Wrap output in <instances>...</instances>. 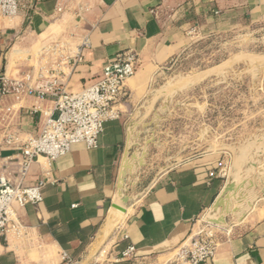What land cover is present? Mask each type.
<instances>
[{"label": "crops", "instance_id": "0c3cea01", "mask_svg": "<svg viewBox=\"0 0 264 264\" xmlns=\"http://www.w3.org/2000/svg\"><path fill=\"white\" fill-rule=\"evenodd\" d=\"M18 2L16 17L0 19V73L9 78L32 70L35 48L51 34H73L76 43L84 35L89 38L83 62L67 83L69 93L92 83L123 50L133 49L140 62L117 104L120 118L105 123L98 146L73 145L51 165L42 201L18 208L25 234L0 240V264H65L63 254L71 264H175L180 248L206 228L209 211L236 169L222 152L170 165L161 157L155 143L159 133L154 141L150 134L163 125L162 90L195 37L249 30L264 22V0ZM53 105L52 99L35 96L0 97V140L6 134L16 139L2 156L15 155L29 136L38 135L45 123L40 111ZM126 156L133 166L124 170ZM261 163L253 173H243L252 205L225 215L223 227L231 234L205 264H264V158ZM43 165L44 159L32 165L27 184L42 175ZM123 204L128 211L120 218L115 209ZM129 245L135 246V256L116 261Z\"/></svg>", "mask_w": 264, "mask_h": 264}, {"label": "built area", "instance_id": "2783aa9c", "mask_svg": "<svg viewBox=\"0 0 264 264\" xmlns=\"http://www.w3.org/2000/svg\"><path fill=\"white\" fill-rule=\"evenodd\" d=\"M18 10V0H0V19L11 20ZM63 11L62 6L57 8L58 13ZM89 43L87 35L76 43L73 34L62 37L51 34L42 40L37 53L31 57L30 72L17 79L0 73V97L12 96L20 101L24 96H35L54 101L53 107L40 111L45 117L41 132L29 136L18 147V153L2 156V150L14 145L16 139L6 134L0 140V240L8 242L25 234L18 208L42 201V189L51 181V165L67 155L75 144L96 148L105 123L120 118L117 104L127 95L125 82L135 75L139 57L133 49L121 51L92 83L80 92L69 93L67 83L83 62L82 50ZM40 159H44L42 175L27 184L32 165ZM229 236L230 231L223 225L207 223L199 235L180 248L174 263L205 264L213 260ZM135 253V246L129 245L115 260H130ZM62 259L65 264H71L65 254Z\"/></svg>", "mask_w": 264, "mask_h": 264}, {"label": "rangeland", "instance_id": "374dc122", "mask_svg": "<svg viewBox=\"0 0 264 264\" xmlns=\"http://www.w3.org/2000/svg\"><path fill=\"white\" fill-rule=\"evenodd\" d=\"M193 42L168 73L173 80L162 90L163 125H157L150 137L154 141L159 133L155 143L169 165L201 153H228L236 169V188L224 203L231 213H238L245 204L252 205L243 173H253L264 158V22L249 30L239 27L208 38L198 36ZM133 160L126 156L124 170ZM221 215L226 214L219 209L212 220Z\"/></svg>", "mask_w": 264, "mask_h": 264}, {"label": "water", "instance_id": "95a60500", "mask_svg": "<svg viewBox=\"0 0 264 264\" xmlns=\"http://www.w3.org/2000/svg\"><path fill=\"white\" fill-rule=\"evenodd\" d=\"M152 141V140H151ZM150 142V141H149ZM135 157V155H133ZM236 188V182L234 180V178L231 176L229 178V181L227 183V186L222 194V196L216 201V203L214 204V206L212 207V209L210 210L209 214L207 215L206 220L207 221H211L213 224H220V223H225V218L223 215L219 216L217 219L212 220V217L215 216L216 214H218L219 209L222 210V214H229L231 213V211H229L224 203V200L227 198L228 194L232 191H234ZM123 201L125 203L128 202V199L126 197L123 198ZM236 210H234L235 212Z\"/></svg>", "mask_w": 264, "mask_h": 264}, {"label": "bare ground", "instance_id": "6f19581e", "mask_svg": "<svg viewBox=\"0 0 264 264\" xmlns=\"http://www.w3.org/2000/svg\"><path fill=\"white\" fill-rule=\"evenodd\" d=\"M126 211H127L126 209L121 208L120 206H117L116 209H115V212H118V213L120 212V214L122 213L123 215L126 213ZM109 222H110V225H112V224H111V221H109ZM112 222H113V221H112ZM112 227H113V226H112ZM112 227H111V228H112ZM105 233H107V230H106ZM106 251H107V249H106ZM101 254H102V253H101Z\"/></svg>", "mask_w": 264, "mask_h": 264}]
</instances>
